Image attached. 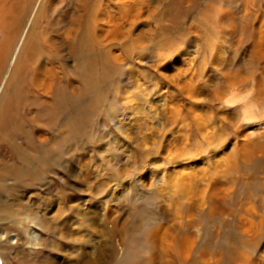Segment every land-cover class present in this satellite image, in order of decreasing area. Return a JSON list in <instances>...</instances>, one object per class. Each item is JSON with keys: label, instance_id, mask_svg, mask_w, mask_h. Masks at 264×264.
Listing matches in <instances>:
<instances>
[{"label": "rangeland", "instance_id": "374dc122", "mask_svg": "<svg viewBox=\"0 0 264 264\" xmlns=\"http://www.w3.org/2000/svg\"><path fill=\"white\" fill-rule=\"evenodd\" d=\"M211 2L219 12L206 17ZM245 8L255 38L264 36V0H0L7 22L3 29L0 24V101L8 90L24 100L11 116L29 130L28 162L47 168L42 196L68 208V183L71 196L80 197L82 210L68 208V216L78 224L74 237L82 251L65 264H134L125 259L130 235L157 220L168 247L174 235L194 237V264H216L202 250L223 248L243 218L255 224L239 235L257 233L258 239L241 248L251 261L238 263L264 264V152L249 161L236 155L235 122L244 116L234 111L243 100L230 98L228 85L231 65L242 66L249 48L242 46L236 57L234 28L224 15L237 20ZM31 31L34 53L23 48ZM6 33L13 47L4 56ZM16 61L21 66L14 73ZM60 93L76 100L63 109ZM215 93L225 97L223 104L207 101ZM51 105L57 118L45 124L42 109ZM258 107L264 108V98ZM70 116L75 125L68 134ZM2 148L16 162L13 149L0 146V156ZM235 161L240 168L230 174ZM78 184L92 193L83 196ZM247 190L252 203L235 206ZM40 203L47 205L32 195L27 215ZM219 205L229 210L210 213ZM48 225L28 223L23 233L38 238L50 258L55 235ZM145 246L147 258L138 264H181L170 247L161 260ZM22 248L34 263L45 258L34 245ZM221 261L228 263L225 256Z\"/></svg>", "mask_w": 264, "mask_h": 264}, {"label": "bare ground", "instance_id": "6f19581e", "mask_svg": "<svg viewBox=\"0 0 264 264\" xmlns=\"http://www.w3.org/2000/svg\"><path fill=\"white\" fill-rule=\"evenodd\" d=\"M251 1L254 2L256 0ZM209 7L210 9L205 11L206 17H212L215 13L219 12V7L214 4V2H211ZM209 11H212V14H210ZM245 14L246 8L244 10V15L240 16L239 19L237 18V20L230 18L227 15H224V18L232 23L234 28L236 57H241L242 46L246 44L249 48L247 61L242 66L239 64H232L231 75L230 73L228 74L230 98L243 100V104L234 111H239L244 116L240 121L238 120L235 122L237 145L235 146L236 149H234L237 156L244 161H249L258 153L264 152V108L258 107L264 98V36L260 35L257 39L255 38V28L253 29L249 26V19ZM256 21L258 24L260 18L257 17ZM0 24L2 29L6 27V19L0 18ZM6 35V40L3 43L4 56H7L8 52L13 47V38L8 36V33H6ZM32 39L33 33L31 31L26 38L27 41L23 44V48H25L26 51L32 50V53H34L35 48L32 47L34 46V44L32 45ZM79 48L83 49V47ZM20 63L21 61H16L15 64L12 65L14 73L19 71L21 66ZM94 68L97 69V66H94ZM259 69H261V72H258ZM251 82H254V88L247 89L245 86ZM207 97V101L211 103L216 102L219 105L223 104V100L225 99V97L220 94L218 95L217 93H215L214 96ZM56 100L57 106L67 109L68 106L76 100V98H68L64 94L60 93ZM23 101V98L18 95L17 92H11L10 90L5 93V96L0 101V146L3 147L8 144V146H10L16 154V162L8 160V157H6V151L4 150L5 148H2L3 157L0 156V264L73 263L74 258L76 256L78 258V251L81 249V242L74 237L80 234L76 235L77 231L80 229L75 219L72 220V217L68 216V210L70 209V213L74 212V214L82 210L78 205L80 197L75 198V196H71V191L67 189V182V184H65L66 186H64V191L67 195L66 198H68L67 201L69 204L67 205L69 209L62 206V201L59 202L57 199L56 201L50 203V201L47 200V198H44L40 193L39 190L45 186V171H47V168L46 166L43 167V164H30L28 162L29 153L27 150V142L30 138L29 130L26 128L25 122L22 118L19 116H11L13 112L22 105ZM57 109L58 108H53L52 105L47 109H42L41 117L45 121V124H51L54 119L57 118V116H53L55 115ZM247 118H256V121L251 123L250 121H247ZM74 125L75 118L70 116L65 124V131L68 134L72 133L74 131ZM229 144L230 142H227L225 145L229 146ZM59 146L60 147L57 148V152H61L63 150V145ZM239 168L240 166L235 161L234 165L229 170L230 174ZM74 186L76 187V185ZM77 186H80L78 189L82 190L81 193L83 196L92 193L91 187L86 190L84 188V184H78ZM219 188H222L223 191L225 190L222 186ZM258 193H260V190ZM248 194L249 191L247 190L246 195H244V197L237 198L234 205L241 207V204H243L244 201L252 203L251 196ZM32 195H35L37 200L43 199L46 201L47 205L45 207V204L42 205L40 203V205L37 206L34 215L30 216L27 215L26 204L31 203ZM103 196L97 195V198L98 200L101 199L102 203H105L107 200H102L105 197ZM220 199L221 201L226 199L225 193L222 194ZM75 200L76 203H71V201ZM261 207L264 211L263 204ZM227 210L229 209L219 205L217 209H210V213H214L216 211L225 213ZM86 214L87 213L85 212L84 217H89V215ZM143 214L139 212L140 216H143ZM17 220L19 221V225L18 223H15V221L18 222ZM252 220L245 218L240 219L237 224L239 230L236 229L238 233L232 235L231 237L228 236L223 248H217L213 251H209V249L206 248L203 249V256H210L213 254L216 264H222L223 261L221 260L223 256L227 258V264H239V258L246 262L251 261L249 254L242 251L241 248L245 242L251 245L257 243L258 234L255 233L252 234L250 238L243 239L239 233L243 232L245 229H249L250 227L252 229ZM260 220L261 222L259 221V225H262L264 223V215L263 219ZM28 223H50V225H48L45 229L46 231L51 230L49 233H53V235H55V239H52L53 245L51 246V249L54 250L52 255H50V258L43 255L46 247H42L41 242H37L38 238H36L37 240L34 239L32 241L23 233V230L27 228ZM139 224L140 223L137 224V227ZM85 227L87 228L89 226ZM258 230L259 229L257 227L256 232ZM163 233V224L160 220L155 221L154 226H151L148 229L137 228L134 230L127 241L128 254H126L127 258L125 259L135 262L134 264L143 263V261L147 258V250H145L147 248L145 245L151 244L153 249L158 251L156 256L161 260L168 255L171 248L176 256L181 260V264H194L192 250L196 244V238L187 235H174L171 240L172 244L169 248L165 243L166 240ZM11 234L15 239L14 242L10 241ZM27 244L34 245L37 253H39L41 257H45L42 262H32L30 257H28V254L22 250V247ZM40 248L44 250H38ZM152 254L153 253L150 255ZM153 255H155V253ZM163 264L171 263L167 260L164 261Z\"/></svg>", "mask_w": 264, "mask_h": 264}]
</instances>
